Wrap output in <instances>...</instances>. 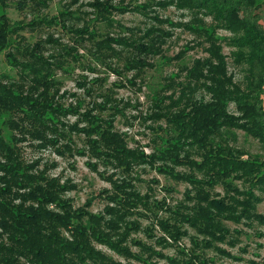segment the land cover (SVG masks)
<instances>
[{"label":"rangeland","instance_id":"1","mask_svg":"<svg viewBox=\"0 0 264 264\" xmlns=\"http://www.w3.org/2000/svg\"><path fill=\"white\" fill-rule=\"evenodd\" d=\"M97 1L125 7L144 5L146 9L141 8L144 12L117 11L105 18L94 7ZM17 2L0 0V17L6 16L24 26L18 37L11 38L12 44L22 50L10 47L0 51V78L40 93L43 87L36 89L29 68L13 65L6 54L13 52L17 60L28 62L31 58L24 50L42 42L46 57L61 60L60 66L54 65L51 71L55 87L50 94L54 102L69 113L60 116V121L54 119L59 134L49 132L48 138L41 140L28 134L22 137L8 125L7 121L13 116L0 112V129L6 142L16 148L26 166L33 164L30 172L58 177L67 187L60 193L61 197L74 208L85 207L107 220H114L115 217L107 212V206L112 205L108 195L114 190L107 177L127 181L128 190L135 193L133 197H139L134 214L120 221V229L104 227L114 239L126 232L124 246H129L146 262L126 259L99 241H95L96 248L117 261L132 264H186L192 259H196L193 264H264V192L254 189V194L261 199L256 202L253 217L240 216L242 207L238 201L246 200L244 192L250 190L249 180L234 176L215 179L187 163L167 158L172 147L177 149L180 158L198 162L202 159L201 148L180 136L177 125L168 119L171 112L177 111L171 104L174 98L181 97L186 105L191 97L208 101L212 96L198 85L184 87L189 77H193L190 69L194 61L210 56L207 53L209 42L207 44L203 36L183 27L197 23L198 14L179 8L176 0H21L23 8ZM261 2L264 24V0ZM201 17L212 24L211 17ZM234 19L240 26L245 25L241 16L235 15ZM159 26L170 35L166 36L161 53L141 56L150 65L141 69L128 67L127 59L137 55L124 44L113 43L118 50L116 54L107 53L103 58L96 55L98 40L111 36L146 41L147 31ZM85 27L97 33L95 40L79 39L75 31ZM242 33L225 28L216 31V35L222 37L228 74L245 88L250 76L249 65L236 61L238 42L229 41L240 38ZM187 91H193V95H188ZM260 100L264 109V93ZM236 104L235 101L227 102V112L244 117L245 112ZM91 113L97 123L113 121L115 129L126 135L132 148L154 155V163L135 162L127 169L99 157L100 153L92 147L96 134L89 135L86 131L97 124L89 118ZM219 133L211 137L214 142L219 140L234 146L244 153V158L249 155L264 157V139L238 128H223ZM0 161H5L1 153ZM214 199L233 203L231 212L222 214L209 208ZM89 202L91 206L86 207ZM208 208L215 214L209 221L214 226L212 229H207L199 214L200 209ZM161 220L175 231L174 235L158 224ZM127 223L131 224L130 228H126ZM205 230L215 232L216 236H210ZM0 232L4 233L1 228ZM64 234L70 237L69 232ZM2 240L7 241V238L0 237V242ZM136 242L147 244L148 249L141 250ZM21 261L27 263L24 259Z\"/></svg>","mask_w":264,"mask_h":264},{"label":"trees","instance_id":"2","mask_svg":"<svg viewBox=\"0 0 264 264\" xmlns=\"http://www.w3.org/2000/svg\"><path fill=\"white\" fill-rule=\"evenodd\" d=\"M176 2L179 8L189 9L198 14L197 23L184 24L183 27L196 35L203 36L207 44L208 42L210 44L207 50L210 56L204 60L194 61L190 69L193 77H189V82L184 87L192 88L193 85H198L212 96L208 101H197L191 97L186 105L181 102V97L171 101L177 111L171 112L169 121L177 125L180 136L201 148L202 159L198 162L190 158H180L177 149L172 147L169 149L170 152H167V158L176 163H187L191 168H197L208 177L214 176L215 179L234 176L247 182L249 180L250 190L244 192L247 196L246 200L238 201V204L242 207L240 216L253 217L256 202L261 199L254 194V189L264 192V157L249 155L244 158V153L239 149L219 140L214 142L211 137L220 134L219 131L223 128H238L264 139V109L260 100V95L264 93L263 4L261 0H176ZM17 5L21 8L24 6L21 0H18ZM94 7L105 18L117 11L128 12L135 9L144 12L145 10L142 9H146L144 5L125 7L100 1H97ZM235 15L241 16L245 24L243 27L234 19ZM201 16L211 17L212 24L206 23ZM0 18L4 21L0 19V51L10 47L17 48L18 51L22 50L12 44L11 38L14 35L18 37L19 31L24 26L6 16ZM217 28L243 31L240 38L229 41L238 42L236 61L246 62L249 65L250 76L245 88L236 84L227 72L226 56L221 45L222 37L216 35ZM75 32L81 40L97 38V33L86 27ZM169 35V32L159 26L147 31L146 41L108 36L96 41L98 49L96 55L103 58L107 53L116 54L118 50L113 43L124 44L137 55L127 59L128 67L141 69L150 65L141 56L148 57L161 53L166 36ZM25 52L31 58L28 62L17 60L15 54L10 51L6 54L7 60L13 65H24L29 68L31 81L36 84V89L43 87V90L36 94V90H25L0 78V112H8L13 116L7 121L8 125L22 137L28 134L45 140L49 132L59 134V127L54 119L60 121V116L69 113V110L55 103L50 94L52 87H55L51 71L54 65L60 66L61 60H51L46 57L40 41L31 48L25 49ZM69 54L75 55L70 51ZM187 94L193 95V91H187ZM229 101L237 102V108L243 110L245 116L229 114L227 112ZM88 115L94 123H97V118L92 113ZM89 128L87 130L78 128V130H86L89 135L96 134V138L92 140V147L94 151L100 153L99 157L111 160L127 169L135 162L154 163V155L132 148L126 135L115 129L113 121L99 122ZM0 153L5 158V161H0V172L3 173L0 176V228L6 234L5 236L0 232V237L7 238V241L0 242V264H132L117 261L96 248L95 241L106 244L126 259L146 262L129 246H124L126 232H123L119 239H114L104 227L120 229V221H125L126 216L134 214L139 197H133L135 193L128 190L130 184L127 181L119 182L107 177L114 188L108 195L112 205L107 206V212L115 217L114 220H107L102 214H94L85 207L74 208L71 202L64 200L60 193L67 187L58 177L41 172L37 174L30 172L33 164L26 166L22 162L16 148L6 142L1 129ZM140 202L146 205L145 201L140 200ZM210 204L209 208L222 214L231 212L230 205H233V203L225 204L218 199L211 200ZM85 205L88 207L91 203ZM209 208L200 209L199 214L207 229H212L214 226L212 223L209 224V221L215 214ZM240 216L235 217L239 220ZM193 223L197 224V222ZM158 224L170 235H174L175 231L170 230L166 222L161 220ZM130 227L131 224L127 223L126 228ZM65 231L69 232L71 238L65 236ZM205 232L210 236H216L215 232H207V230ZM136 243L141 250L148 249L147 244ZM195 260L185 263L193 264Z\"/></svg>","mask_w":264,"mask_h":264}]
</instances>
